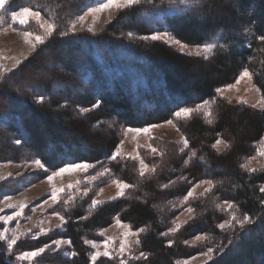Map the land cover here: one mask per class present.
Returning <instances> with one entry per match:
<instances>
[{
  "label": "trees",
  "instance_id": "1",
  "mask_svg": "<svg viewBox=\"0 0 264 264\" xmlns=\"http://www.w3.org/2000/svg\"><path fill=\"white\" fill-rule=\"evenodd\" d=\"M105 1L7 0L1 13L7 17L29 7L51 19L56 30L0 80V162L40 160L45 168L37 179L72 163H88L108 168L107 179L135 185L91 213L88 195L57 204L54 212L65 218L62 237L71 241L76 256L46 263L89 264L84 239L119 218L135 231L146 229L135 251L147 258L138 264H176L208 248L213 258L205 264H264V165L254 172L240 167L264 139V109L215 97L216 89L232 84L245 68L264 97V43L257 39L264 36V0H140L96 33L68 30L74 18ZM22 28L41 35L35 22ZM157 33L187 46H217L205 60L145 39ZM41 96L43 103H37ZM97 100L100 106L92 109ZM205 101L214 103L212 122L197 112L176 120L188 148L181 152L183 147L157 141L159 156L146 160L155 167L150 175L140 177L128 159H110L121 128L164 123L181 108ZM218 139L228 145L220 153L212 147ZM204 180L214 187L187 203L192 219L178 232L161 235L178 210L176 203ZM18 186L15 181L3 190L11 193ZM226 201L234 208H216ZM229 212L241 219L247 214L253 223L241 228L234 221L221 231L217 225ZM197 235L207 239L197 247L184 244ZM55 236L25 248L47 245ZM0 264H17L2 247Z\"/></svg>",
  "mask_w": 264,
  "mask_h": 264
},
{
  "label": "rangeland",
  "instance_id": "2",
  "mask_svg": "<svg viewBox=\"0 0 264 264\" xmlns=\"http://www.w3.org/2000/svg\"><path fill=\"white\" fill-rule=\"evenodd\" d=\"M98 6H95L93 8H96ZM122 9L124 8L111 7L105 9L104 11L95 12V13H89V9L85 10L83 13L79 15V16H84L83 24L77 23L76 28L73 30L70 28V23H69L68 30L70 32L88 31L91 33H96L100 31L104 26L109 24L115 18L117 13ZM2 11L3 9H0V17L3 18L2 20H0V80L3 79L6 74L10 73L12 70L17 68L19 64L25 59H27L39 45L36 43L34 39L31 38L29 43H25L24 38L22 36V33L24 31H27L24 30L22 27L30 22L36 23L34 18L29 16L26 18L27 23L21 24L19 20L15 22L12 21L11 18L12 13L9 14L7 17H3L1 15ZM76 19L77 17L74 18L72 21H75ZM37 26L41 31L40 33L41 36H44L45 35L44 30L41 29L38 24ZM89 28H91V31L88 30ZM150 37L151 36H149L148 38L150 39ZM155 41H161L164 44L170 46L172 49L190 56L204 57L205 55L202 51L200 55L196 54V49L202 46L185 45V47L181 49L180 45L182 43H180L179 41H178L179 43L174 42L177 40L169 35L167 36L161 35V37ZM209 43H215V42H209ZM32 44H35V49H32L30 47V45ZM17 61H19V63H17ZM230 85H235V87L229 89L228 87L229 85H228L226 87L220 88L223 89V91L220 94H217L216 91L215 97L218 99H224L230 104H243L251 108H254L252 107V105L255 104L257 105L255 109H261V110L264 109L261 108L258 103L262 98V95L257 85L255 84L253 77L251 80L245 78L238 85L236 84V80H235ZM257 89L259 91H257ZM240 101H243V103H241ZM213 108H214V103L210 102L208 108L201 109V111L197 113L205 117L204 112L210 111V113L212 114ZM192 114L187 118H177L176 116H174V119L171 120L172 123H168L167 121L156 125L142 127V128H149V132L147 134L143 132L139 134L135 132H126V129L128 128H121L120 134L118 136L119 142L117 145V147L119 146L121 149V154L117 158L128 159L131 162H133L136 165L137 171L139 173L140 161L139 159H132L131 157L139 155V157L143 159L145 164H147L146 160H149V158H155V157L157 158L159 156L158 150L156 152H152L151 149L149 148V145L156 148L155 145L157 141H165L183 147L181 138L182 137L184 138V136L178 129L176 120L179 121V120L189 119L192 116ZM205 118L211 119L212 115ZM142 128H133V129H142ZM121 141L123 142L122 144ZM260 147L261 144L259 142L255 146L254 156H252V157H256V159H251L252 157H250L244 162L246 163L249 160H251V163L248 165L249 168L258 170L264 165V157H260L256 155L257 150ZM213 149L216 152L220 153L224 151L226 148L224 147L223 144H221ZM35 160L36 159L22 160L20 162H10V161L0 162V176L4 177V179L0 180V209H3V211L0 212V215H12L16 211V208L6 207V205L9 203L18 206L21 202H23L27 205L24 209L23 214L20 217H17L16 219L9 221L7 224H4L3 221H0V231H3L5 228L8 229L6 235L11 236V232L13 229L17 230L18 235L20 233H27V235L21 236V238L13 246L12 252H9L7 250V244L5 241H0V247L4 248L13 257V259L16 261L17 264H48L46 263L47 259L48 258L54 259L55 257H59L60 259L70 261L73 256L70 255V253L72 252L70 245L68 244L61 245L59 250H50L49 248L45 247L46 245H42L35 248H25V246L29 244L37 243L41 239H47L54 235H56L55 237H58L55 240H66L65 238L62 237L65 222L60 227H57V225L60 224V220H58L55 216L56 212H54V207L60 202L64 205V200L68 199L69 196L74 197V200L78 201L80 197L83 198L84 196L88 195L90 205L93 199H97L99 201H102L103 203H107L111 200H115L119 198L116 197L117 188L114 184L111 183V181L113 180L112 178L107 179L108 177L107 174L103 177H97L96 180L89 182L88 178L90 176H93L98 171L104 169V168H94V167L89 168L87 172L74 171V172L64 173L61 176L55 177L52 180L51 184H49L47 177L51 175L52 172L46 174V176L42 179H37L35 175L43 173L44 168L37 167L34 163ZM148 168L149 170L145 172V176H148L152 173L151 171L152 167L148 165ZM15 181L18 182L19 184V186L16 188L15 191L13 192L11 191V193H8L6 192L7 190H3L5 186L9 187L12 184H14ZM78 181L79 183H77ZM199 183L200 182L196 183L195 185ZM68 185H73L74 187L69 189ZM195 185L190 190H192L195 187ZM53 187L58 189H63V191L59 193L57 202L55 204H53L51 200V193ZM207 187L208 185L206 184H200L199 187H195L193 196L189 198L187 203H189L190 200L200 197L201 193H203L204 189ZM77 189H79V191H77ZM85 189H88L87 195L83 194ZM100 189H103V191L101 192ZM126 191L127 189L125 190V192ZM6 197H11V199L8 200L6 199ZM113 197L116 198L113 199ZM45 201H47V203H45ZM182 201L183 199H181L176 203V208L178 207L177 208L178 210L174 211V216L170 222V225L167 227L166 232H168V230L174 226L173 224L174 221L175 223L181 224L180 227L181 229L192 219L193 211L192 212L186 211V209L189 208V206L187 203H182ZM221 205H223L225 208L227 207L226 203H222ZM169 209H171V206H169ZM115 221L116 218L113 219L109 227L102 230H97L91 234V238L84 239L83 243L88 250L89 264H91L90 255L92 252L96 250H99L101 252L104 251L103 242L106 239H110L114 241V247H110L109 249L110 252H112L113 254V258L109 259L108 257L101 256L97 259L96 264H120V259H125L127 261V264H138V261L142 259V258L129 259L127 256L120 257L119 255H117L119 240L121 239L125 229L117 226ZM121 223L126 224L123 222ZM40 227H43L46 231L44 233H40ZM130 229L135 232V230H133L131 227ZM101 233H103V235H101ZM33 236H35V238H32ZM197 236H203V235H197ZM195 237L187 240L186 241L187 243L185 242L184 244L188 247H197L204 241V240L197 241L195 244L191 243L192 241L195 240ZM137 238L139 237L129 236L127 239L128 242L131 243ZM85 240L96 242L98 245H100L99 249H93L89 244H85ZM47 245L51 246V249H55V245L53 244V242ZM135 247L136 246L133 245V251L131 255H133L134 257H139L140 255L135 251ZM39 248H45V251L41 253L39 256L32 258L31 260L16 259L18 255H22L24 252L36 251ZM212 258H213L212 253H211V259H208V257H206L203 253H200L188 259L178 260L176 264H185V262H187V264H205L211 261Z\"/></svg>",
  "mask_w": 264,
  "mask_h": 264
},
{
  "label": "snow or ice",
  "instance_id": "3",
  "mask_svg": "<svg viewBox=\"0 0 264 264\" xmlns=\"http://www.w3.org/2000/svg\"><path fill=\"white\" fill-rule=\"evenodd\" d=\"M180 2L186 3V0H180ZM193 3H199V0H192ZM7 3V0H0V9H4L5 8V4ZM140 3V0H106L105 2H102L99 4L98 7L96 8H90L89 9V13H95V12H101L104 11L105 9L111 8V7H118V8H126V7H131L135 4ZM148 3H151V0H148ZM32 17L35 19L36 23L40 26L41 29L44 30L45 35L41 36V35H33L32 32L29 31H24L22 33V36L24 38V42L25 43H29L30 42V38L34 39L36 41L37 44H42L44 42V40L51 36L53 34V32L56 30V24L51 20V19H45L41 16V12L38 10H32L29 7H22L20 9V11L16 12L13 11L11 14V18L12 21H17L19 20V22L21 24H26L27 23V17ZM3 18L0 17V20H2ZM84 21V16H78L77 19L75 21H71L70 22V28L71 29H75L76 28V24L80 23L83 24ZM89 31H91V28L88 29ZM161 35L163 36H167V33H157V34H153L150 39L152 40H157L161 37ZM145 39H148V37H145ZM257 39L259 41H261V43H264V36H257ZM176 43H179L178 41H174ZM181 49H183L185 47V45L181 44ZM216 43H206L204 44L202 47H198L196 49V54L200 55L201 51L205 54L204 55V59L207 60L209 58V55L212 53L213 49L216 48ZM30 47L32 49H35V44L30 45ZM221 47H223V45H221ZM17 63H19V61H17ZM245 78H247L248 80L252 79V74L249 72V70L247 68H245L241 73L240 76L236 79V84L238 85L242 80H244ZM229 89L235 87V85H229L228 86ZM217 94H220L223 89H216ZM257 91H259L257 89ZM44 98L41 96L37 99V103H43ZM241 103H243V101H240ZM261 108H264V97H262L260 99V101L258 102ZM101 104V101L97 100L95 104L92 105V109L98 108ZM210 102L209 101H205L203 104H198L196 105L195 108H181L180 110L176 111L174 113V115L177 118H187L189 117L192 113L194 112H199L201 111V109H206L209 107ZM257 105H252V107H256ZM92 109H81V112H86V111H90ZM205 117H209L211 115L210 111H205L204 112ZM208 123H211V119H209L207 121ZM168 123H172V121H168ZM154 127V126H153ZM126 132H135L137 134L143 132L145 134H147L149 132V128H142V129H133V128H128L126 129ZM181 142L183 144V148H181V152L184 151L185 148H188V141L185 138H181ZM16 143H19V140L16 141ZM123 142L121 141V144ZM223 144L225 148L228 147L227 144L224 143L223 140L218 139L216 141L215 144L212 145L213 148H216L218 145ZM261 147L257 150V156L260 157H264V139H262L260 141ZM149 148L151 149L152 152H156L157 149L152 147L151 145H149ZM121 154V149L118 146L115 150V152L112 154V156L110 157V159L115 160L118 156H120ZM192 156H195V153H192ZM132 159H139L140 161V167H139V176L140 177H144L145 176V172L149 170L148 165L144 163L143 159L141 157H139V155L137 156H133L131 157ZM191 159V157H190ZM251 159H256V157H252ZM35 165L39 168H45V165L41 163L40 160H35L34 161ZM188 161H185V164H187ZM251 163V160H249L248 162L241 164L240 167L241 168H245L247 169L249 172H254L256 171V169L253 168H249L248 165ZM94 167V165L91 164H87V163H72L67 165L66 167H62L60 168L58 171H54L52 172L51 175H49L47 177V180L49 182V184H51L52 180L55 177L61 176L64 173H68V172H74V171H82V172H87L89 168ZM47 170V169H45ZM109 169L108 168H104L100 171H98L95 175L90 176L89 182L90 181H94L97 179V177H103L105 176L107 173H109ZM152 172L155 171V167H153L151 169ZM4 179L3 176H0V180ZM79 183V181L77 182ZM112 184H114L117 188V193H116V197H121L124 196L125 194V190L128 188H134L135 185H130L128 183L123 182L122 180L119 179H113L111 181ZM200 184H206L208 185L207 188L204 189V192L201 193V196L205 195L206 193L210 192L212 190V188L214 187V183L212 180H204L201 181L199 184L195 185V187H199ZM72 187H74L73 185H68V188L71 189ZM162 187H168V185H163ZM195 187L192 190H189L187 192V194L184 196L182 203H187V201L189 200L190 197L193 196V192L195 191ZM63 191V189H58L53 187L52 193H51V200L53 202V204H55L57 202V198L59 193ZM77 191H79V189H77ZM100 191L102 192L103 189H100ZM260 191L262 193H264V186H262L260 188ZM84 195L88 194V189L84 190ZM116 197H113V199H115ZM6 199L10 200L11 197H6ZM74 200V197L69 196L68 199L64 200V204L68 205L69 203H71ZM262 203H264V200L261 201ZM45 203H47V201H45ZM101 203H103L102 201H99L97 199H93L91 202V205L89 206V212L91 213L92 210H94L95 208H97L98 205H100ZM227 207L225 208L223 205L221 204H216V208L217 209H221L224 211H228L229 209H233L234 205L232 203L229 202H225ZM27 205L23 202H21L18 206L17 205H13L11 203L7 204L6 207L7 208H16V211L12 214V215H0V221H3L4 224H7L9 221L16 219L17 217H20L23 212L24 209ZM42 206V205H41ZM34 210V209H33ZM3 209H0V212H2ZM186 211L188 212H192L193 209L192 208H187ZM55 216L58 220H60V224L57 225V227H60L61 225L64 224L65 222V218L63 216H61L59 213H55ZM30 219V217H29ZM82 219H87V217H82ZM236 222V224H238L241 228L244 227V225L246 224H251L253 223V220L251 219V217L247 214H244L242 219L239 218L235 212H229V218L226 219L224 222L219 223L217 225V227L221 230L224 231L226 228H230L233 226V222ZM43 223V222H41ZM116 225L125 229L124 233L122 234L121 239L119 240V247H118V252L117 255H119L120 257H124L127 256L129 259H140V258H147L145 253L141 252L139 257H134L133 255H131L132 251H133V245L135 246H139L140 244V240L137 238L136 240L132 241L131 243L128 242V237L129 236H136L139 237L140 233H143L146 231V229L141 228L138 231H132L130 229V227L126 224H122L121 221L119 220V218H116L115 221ZM174 226L171 227L168 232L165 233H161V235L167 236L169 234H174L176 233L180 227L181 224L175 223V221L173 222ZM46 230L43 227H40V233H44ZM8 232V229L5 228L3 231H0V241H5L7 244V250L9 252H12L13 250V246L17 243V241L21 238V236L27 235V233H20L19 235L17 234V230L13 229L11 232V236L6 235ZM101 235H103V233H101ZM32 238H35V236H33ZM207 239V237L205 236H196L195 240L192 241L191 243L195 244L197 241H203ZM187 243V242H186ZM53 244L55 245V249H51V246L46 245L45 247L49 248L50 250H59L61 245L64 244H71V241L68 240H54ZM85 244H89L93 249H99L100 245H98L96 242L94 241H90V240H85ZM172 242L169 241V246H171ZM110 247H114V241L110 240V239H106L103 242V248L104 251L101 252L99 250H96L94 252L91 253L90 255V262L91 264H96V261L99 257L103 256V257H108L109 259L113 258V254L112 252H110ZM45 251V248H39L36 251H30V252H24L22 255H18L16 257L17 260H24V259H28L31 260L34 257L39 256L41 253H43ZM213 252L212 248H208L207 252L203 253L206 257H208V259H211V253ZM71 256H76L75 252L70 253ZM120 264H127V261L125 259H120ZM185 264H187V262H185Z\"/></svg>",
  "mask_w": 264,
  "mask_h": 264
}]
</instances>
